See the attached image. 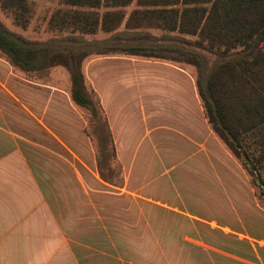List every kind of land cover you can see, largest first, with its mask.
I'll use <instances>...</instances> for the list:
<instances>
[{
	"label": "rangeland",
	"instance_id": "obj_1",
	"mask_svg": "<svg viewBox=\"0 0 264 264\" xmlns=\"http://www.w3.org/2000/svg\"><path fill=\"white\" fill-rule=\"evenodd\" d=\"M25 2L27 11L20 23L13 15L14 7L0 3V25L31 46L62 51L122 44L183 46L199 54L203 82L218 62L243 54L240 48L223 55L221 50L190 46L186 42L196 37L153 29L133 32L121 26L114 33L98 31L94 35L71 29L58 31L50 27V17L56 10L68 7L59 0ZM135 8L134 1L119 11L128 15ZM106 10L110 9L97 11ZM171 63L186 71L187 80L195 82L194 66ZM157 68L140 57L87 56L81 72L88 95L98 103L97 118L72 104L70 79L63 67L27 74L15 69L17 77L36 84L31 85L35 86L32 90L21 91L32 106L43 105L45 98L50 101L46 112L48 129H61L57 133L63 142L62 155L49 150L55 148L51 141L43 139L40 140L49 149L34 148L30 154L48 174L46 182L54 188L53 193L63 196L54 205L70 242L77 246L81 264H212L214 253L208 254L205 246L244 249V244L264 241V198L252 181L253 176L264 180L263 164L256 165L254 175H250L246 160L233 157L210 127L208 131L200 130L192 108L193 129L187 131V148L175 147V141L167 136L156 139L154 146L143 139L152 111L144 95L151 97L153 82L149 78ZM54 94L61 98V103L57 102L61 106L56 104V108L51 105L58 99ZM188 97L187 100L190 94ZM40 107L43 110L41 104ZM56 114L63 115V122L54 119ZM126 128L129 134L132 130L134 144L139 143L137 154L120 151L118 135ZM32 135L39 138L34 129ZM242 140L246 153L258 156L250 135ZM161 143L164 148L157 146ZM56 150L59 153V148ZM241 162L247 164L245 168ZM87 180H94L96 186L89 187Z\"/></svg>",
	"mask_w": 264,
	"mask_h": 264
},
{
	"label": "trees",
	"instance_id": "obj_2",
	"mask_svg": "<svg viewBox=\"0 0 264 264\" xmlns=\"http://www.w3.org/2000/svg\"><path fill=\"white\" fill-rule=\"evenodd\" d=\"M26 0H0L14 7L13 15L22 22ZM66 10H56L49 20L52 29H71L82 35L98 31L160 30L196 37L190 46L221 54L240 48L242 56L218 62L202 81V63L193 50L175 45H105L99 48L58 50L31 46L5 31L0 25V58L22 73L63 67L70 79L69 99L73 105L99 115L98 103L88 95L81 72L82 61L91 54H122L145 59L184 62L195 67V85L204 115L212 132L238 161L254 175L256 165H264V0H59ZM135 1L128 15L119 9ZM105 8L103 13L98 9ZM252 138L258 156L247 154L242 137ZM243 168L246 167L241 162ZM252 181L264 198V180Z\"/></svg>",
	"mask_w": 264,
	"mask_h": 264
},
{
	"label": "crops",
	"instance_id": "obj_3",
	"mask_svg": "<svg viewBox=\"0 0 264 264\" xmlns=\"http://www.w3.org/2000/svg\"><path fill=\"white\" fill-rule=\"evenodd\" d=\"M142 60L158 67L149 78L153 82L151 97L144 95L146 102L151 103L152 111L150 127L145 126L143 139H148V143L152 142L154 146L156 139L162 140L167 136L175 141V147L187 148V138H190L187 131L193 129L191 108L200 130L208 131L209 128L195 82L187 80L186 71L175 67L170 61ZM31 85L36 84L17 77L15 69L0 58V264H81L77 246L70 242L54 205V201L62 200L63 196L53 193L54 188L46 182L48 174L30 154L34 148L49 149L40 139L51 141L55 149L49 150L57 154L62 155L63 146L59 128L55 126V132L48 129V98L44 99L43 105L40 103L42 110L40 104L32 106V101L22 95V88L32 90L35 86ZM189 94L191 101L187 100ZM54 96V99H58L51 104L52 107L61 103L60 95ZM140 108L147 123L143 104ZM58 118L63 122L62 114H56L54 119ZM33 129L38 132L39 138L33 137ZM125 130V133L120 131L118 135L120 151L130 155L141 148L139 143L134 144L132 130L130 134L128 128ZM219 145L222 147V144ZM134 146H137L136 151L133 150ZM157 146L164 148L162 143ZM75 179L78 180L76 176ZM87 181H90L89 187L96 186L94 180ZM253 243L242 245L244 249L211 246L203 249L208 254L214 253L215 262L211 261L212 264H264V241L254 240Z\"/></svg>",
	"mask_w": 264,
	"mask_h": 264
}]
</instances>
